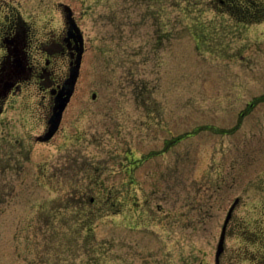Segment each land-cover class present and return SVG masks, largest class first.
Masks as SVG:
<instances>
[{"label": "rangeland", "instance_id": "374dc122", "mask_svg": "<svg viewBox=\"0 0 264 264\" xmlns=\"http://www.w3.org/2000/svg\"><path fill=\"white\" fill-rule=\"evenodd\" d=\"M33 1L87 50L51 143L5 115L0 264H264V0Z\"/></svg>", "mask_w": 264, "mask_h": 264}, {"label": "flooded vegetation", "instance_id": "af4514ba", "mask_svg": "<svg viewBox=\"0 0 264 264\" xmlns=\"http://www.w3.org/2000/svg\"><path fill=\"white\" fill-rule=\"evenodd\" d=\"M251 1L222 0L227 4L234 2L232 8L243 4L244 14L250 12ZM65 5L68 4L56 5L61 18L54 20L48 10L55 7L46 9L33 0H0V129L6 128L5 115L15 110L17 104L28 103L34 117L41 103L44 105V129L40 135L33 136L37 143H51L62 126L63 119L49 140L40 139L48 131L55 96L77 59L79 36L84 40L82 63L87 50L85 31L80 20L68 5L76 22L72 27L68 17L70 10ZM260 9L263 7L260 6ZM128 165L132 171L139 163L132 159Z\"/></svg>", "mask_w": 264, "mask_h": 264}, {"label": "water", "instance_id": "95a60500", "mask_svg": "<svg viewBox=\"0 0 264 264\" xmlns=\"http://www.w3.org/2000/svg\"><path fill=\"white\" fill-rule=\"evenodd\" d=\"M65 8L67 10H70V13L68 15L69 23H71V26L73 27L74 23L76 22L72 16V9L68 5H65ZM79 42L80 44L76 46L77 51H78L77 59L75 61V64L71 66L69 75L63 82L62 86L60 87L59 92L57 93L56 91L57 94L55 96V105H54L53 113L49 120V128H48V131L43 136L40 137L41 140L47 141L57 132L61 124L65 108L70 102L75 92L76 84L80 76V69H81L82 58H83V53H84V40L82 36H79ZM93 97L95 98L96 95L94 94ZM237 202L238 200H236V202L232 205L225 219V223L223 225V229H222V233H221L220 241L218 245V250H217V256H216L217 261H219V258L224 251L227 226L232 217V212Z\"/></svg>", "mask_w": 264, "mask_h": 264}, {"label": "trees", "instance_id": "16d2710c", "mask_svg": "<svg viewBox=\"0 0 264 264\" xmlns=\"http://www.w3.org/2000/svg\"><path fill=\"white\" fill-rule=\"evenodd\" d=\"M259 5V2L257 3ZM256 8V5H253L251 10L255 9Z\"/></svg>", "mask_w": 264, "mask_h": 264}]
</instances>
